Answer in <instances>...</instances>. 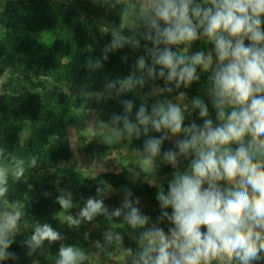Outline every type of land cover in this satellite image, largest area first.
Wrapping results in <instances>:
<instances>
[{
	"label": "clouds",
	"instance_id": "1",
	"mask_svg": "<svg viewBox=\"0 0 264 264\" xmlns=\"http://www.w3.org/2000/svg\"><path fill=\"white\" fill-rule=\"evenodd\" d=\"M102 2L109 9L121 7V24L104 31L110 32L111 39L102 56L84 62L88 78L103 69L109 53L125 46L133 51L143 48L144 52L128 76L117 80L105 76L103 90L91 94L97 103L117 99L123 108L122 113L112 114L106 139L109 143L145 137L136 167L151 177L150 184L157 182V158L174 171L167 191L160 188L156 193L160 213L154 222L141 211L140 198L127 186L122 189L120 206L111 209L104 202L105 188L97 186L96 195L84 199L75 215L70 214L75 207L74 194L62 189L56 202L67 216L61 222L78 229L103 216L109 221L122 218L131 229L141 230L137 249H125L127 264H254L264 259V0ZM201 39L211 43L212 50L189 55L192 43ZM181 45L182 51L173 50L172 46L179 49ZM121 59L127 62V54ZM198 68L211 73L207 95L216 113L215 122L208 104L197 96L191 100V108L198 109L203 124L193 121L185 125L187 106L180 103L184 92L179 93L178 102L157 99L149 111L151 97L199 81ZM157 79H162L164 86L153 84L131 118L134 102L120 98ZM96 123L104 125L103 121ZM152 131L162 134L149 135ZM174 137H178L174 148L162 153L164 141ZM182 160H188L184 170H180ZM38 165V156L26 159L0 146V261L18 259L8 250L27 224L22 223L25 205L7 198L10 180L21 181L26 171ZM139 174L130 170L133 182ZM164 221L170 225L167 232L160 226ZM27 226L33 229L21 242L27 256L45 255L59 242L55 264L88 261L86 251L65 244V236L51 224ZM113 229L103 233V244L94 242L98 249L123 243L122 235ZM84 238L89 239V234Z\"/></svg>",
	"mask_w": 264,
	"mask_h": 264
},
{
	"label": "trees",
	"instance_id": "2",
	"mask_svg": "<svg viewBox=\"0 0 264 264\" xmlns=\"http://www.w3.org/2000/svg\"><path fill=\"white\" fill-rule=\"evenodd\" d=\"M120 13L121 7L109 9L102 0H29L28 5L9 1L0 11V27L3 28L0 81L6 74L11 78V83L5 84L0 92V146L26 159L33 155L39 157L38 167L26 171L21 181L15 183L10 180L11 190L7 198L10 202H22L27 214L36 221L51 215L49 207L53 203L60 207L56 198L62 189L68 188L74 194L75 207L71 210L80 209L84 199L92 196L87 181L77 180L74 171L60 167L61 163L72 158L66 125L68 113L85 106L68 90L79 75L88 76V70L83 67L86 59L102 56L104 45L111 39L110 32L104 31L120 26ZM124 34H129L127 29ZM144 43L141 41L142 45ZM172 47L176 51L177 46ZM125 54L127 62L121 59ZM140 55H144L143 48L133 51L130 46H125L109 53L101 71L111 80L124 78L131 73ZM147 59L151 63V58ZM198 73L199 81L188 88L181 87L172 93H165L161 98L171 99L180 92L207 91L209 80L201 75L199 68ZM95 74L92 75L91 86L97 92L103 89H97ZM153 84L163 87L164 81H149L143 89L137 87L122 96L134 102L133 118L142 102L134 95H144ZM150 99L156 100L155 97ZM110 102L108 106L105 102L96 103L111 114L123 112L120 103ZM26 124L29 140L24 144L21 135ZM161 134L155 131L149 133L157 137ZM165 143L162 153L168 150L164 147ZM91 152L89 149L90 156ZM71 182L74 185L69 186ZM105 204L109 206L107 202ZM96 218L103 224L107 221L103 216Z\"/></svg>",
	"mask_w": 264,
	"mask_h": 264
},
{
	"label": "rangeland",
	"instance_id": "3",
	"mask_svg": "<svg viewBox=\"0 0 264 264\" xmlns=\"http://www.w3.org/2000/svg\"><path fill=\"white\" fill-rule=\"evenodd\" d=\"M9 1H15L22 5H28L29 2V0H0V11L4 10L6 3ZM2 36L3 28L0 27V38ZM245 43L247 44L249 41L246 40ZM183 47L182 45L179 49L177 48L176 51H182ZM212 48L213 45L211 43L201 39L192 43L188 54L191 55L196 51H204L207 53L212 50ZM200 73L209 80L210 71L203 72L200 70ZM105 76L107 75L101 70L96 72L94 79L98 82L97 89L104 88ZM107 77L110 79L109 76ZM92 79L93 77L89 79L86 74L82 73L78 76L77 80L74 79L70 84V89L68 91L84 102L85 106L72 109L68 113L66 125L72 148V158L69 162L61 163L60 167L65 170L74 171L77 174V180L87 181L89 193L92 196L96 195L97 186L104 187L106 192L104 201L108 203L110 209L120 206L123 198L122 189L124 186H127L133 191L134 197L140 198L139 207L141 211L154 222L160 213L159 203L155 198L156 193L160 188L167 191L168 181L171 179L174 169L170 165L163 164L161 160L157 158L155 162L158 166L157 182L155 185L150 184L148 181L151 177L146 172L144 173L136 167V164L140 160L138 150L142 151L145 137L141 136L140 139L133 137L121 142H117L113 139L108 143L106 138L108 136V124L112 114L108 112V109L105 110V108H100V105H97L94 98H92V93H90V91L94 92V87L91 86ZM10 81V75L6 74L0 81V92L3 90L5 84L11 83ZM178 96L179 94L169 100L178 102ZM197 96L201 97L205 103L208 104L210 117L215 122L216 113L211 105L207 91L202 93L192 92L185 93L184 100L180 101L182 106H187V110L185 111V125L193 121L198 125L203 124V119L199 117L198 109L193 111L191 108V100ZM142 97L143 95L141 94L134 95L135 99L142 100ZM161 97L162 96L155 98L157 100L162 99ZM120 99L123 98L121 97ZM111 100L119 104V101H116L117 99L107 100L105 104L107 106L111 105ZM156 100H148L149 109H151V104ZM114 109L116 108L114 107ZM115 113L120 114V112L117 111ZM131 118L133 117L131 116ZM98 121H103L104 125L96 123ZM28 131V124H26L21 135L24 144H27L29 140ZM176 138L178 137L166 140L164 147L167 149L174 148ZM89 149L92 151V156L89 155L90 153L88 154ZM187 165L188 160H182L180 170L186 169ZM131 169H135V171L140 173L135 182L132 181L130 176ZM106 176L109 178H106ZM72 185H74V183L71 182L69 186ZM26 209V207L23 208L25 217L24 221H22V223L27 222L25 229H21V232L15 237V242L8 250L10 252H15L18 259L0 261V264H33L34 261H38V264H55V259L57 258L59 250V242L54 243L45 255L36 254L31 257L26 255L27 248L23 246L21 242L32 234L33 229L27 225L34 222H47L51 224L54 229L65 236V240L63 241L65 244L76 245L84 249L89 256L85 264H127V253L125 249L131 248L135 251L138 247L137 236L138 232L141 230L131 229L123 222L122 218H113V220H107L104 224L95 218L94 221L83 223L77 229L70 228L66 223L61 222V220L66 219L67 212L62 210L61 207H57L55 203L49 207L51 215L46 216L41 221H36L34 218H31L27 214ZM78 211L79 209L70 210V214L75 215ZM167 211L171 212V209L169 208ZM160 226L167 232L170 225L167 221H164ZM112 227H114L113 230L115 232L122 235L123 243L121 245L113 244L106 246L103 250L98 249L94 242L99 241L103 244V233ZM203 230L205 229L202 228V231ZM85 233L89 234V239L87 240L84 238ZM45 243L47 245V242ZM254 264H264V259L254 262Z\"/></svg>",
	"mask_w": 264,
	"mask_h": 264
}]
</instances>
